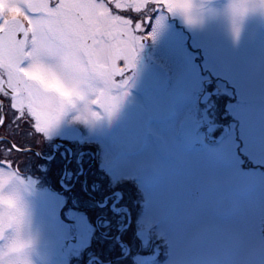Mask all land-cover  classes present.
Instances as JSON below:
<instances>
[{"label":"rangeland","instance_id":"rangeland-1","mask_svg":"<svg viewBox=\"0 0 264 264\" xmlns=\"http://www.w3.org/2000/svg\"><path fill=\"white\" fill-rule=\"evenodd\" d=\"M144 2L138 0L137 7ZM165 6L172 11L170 0ZM222 7H207L202 23L192 27V41L183 27L168 23L169 13H160L156 44L148 52L143 42L116 110L91 122L70 111L36 142L44 158L73 155L66 187L59 183L65 164L49 167L46 178L33 168L21 177L13 168L0 169L28 182L39 264H96L98 257L109 264L128 253V245L132 261L126 264H159L161 248L146 223L168 245L162 264H264V14L250 15L233 39L219 14ZM15 14L22 13L7 16ZM117 67L123 68L121 61ZM213 76L222 90L200 104L205 92H214L206 86ZM229 83L239 89L236 98ZM218 120L232 134L220 147L205 145L199 128ZM94 142L102 162L93 170ZM256 164L262 167L256 170ZM129 180H136L146 197L144 218L130 226L134 231L129 225L138 203L128 193ZM74 182V197L67 201L64 188L72 191ZM111 224L116 232L108 239L104 231ZM73 237H78L74 248L62 249Z\"/></svg>","mask_w":264,"mask_h":264},{"label":"snow or ice","instance_id":"snow-or-ice-1","mask_svg":"<svg viewBox=\"0 0 264 264\" xmlns=\"http://www.w3.org/2000/svg\"><path fill=\"white\" fill-rule=\"evenodd\" d=\"M137 2L0 0L7 5L0 12V151L7 154L0 169L18 170L19 157L42 143L68 112L91 122L116 110L137 53L154 39V21L168 0H147L139 8ZM9 11L22 16L6 18ZM48 77L75 88L76 95L65 99L46 88Z\"/></svg>","mask_w":264,"mask_h":264},{"label":"clouds","instance_id":"clouds-1","mask_svg":"<svg viewBox=\"0 0 264 264\" xmlns=\"http://www.w3.org/2000/svg\"><path fill=\"white\" fill-rule=\"evenodd\" d=\"M207 2L170 0L172 11L168 12L167 7H164V11L181 18L186 26L196 27L202 23L203 14L208 11ZM254 13L264 14V0H223L219 14L225 18L233 39H237L245 20ZM42 83L65 99L76 95L75 88L64 85L54 77H48ZM88 103H91L90 99ZM28 194L29 185L24 177L17 181L7 171L0 173V264H39Z\"/></svg>","mask_w":264,"mask_h":264},{"label":"trees","instance_id":"trees-1","mask_svg":"<svg viewBox=\"0 0 264 264\" xmlns=\"http://www.w3.org/2000/svg\"><path fill=\"white\" fill-rule=\"evenodd\" d=\"M33 148H38L37 145H36V143L33 144ZM0 158H1V156H0ZM3 158H6V157H3ZM11 158L12 159H16V155L15 154H12ZM31 159H34L36 161H31ZM19 162H20L19 170L21 172H28L26 170H28L29 168H31V169L33 168V170H31V171H34L35 172L34 174L37 177H40V178L45 177L46 178V176L49 174L48 173L49 172L48 171L49 170L48 169L49 167H50V169H52L53 167L54 168H61V166L66 163V159L64 160V158L62 156L59 157V155H58L52 161H45V160H41L36 154L29 153L27 156H20L19 157ZM30 165L32 167H29ZM89 174L90 175L92 174L91 175V178L92 179L93 178L95 179V176H96V173L95 172H93L91 170ZM74 191H76L75 188L72 191L67 192V198H68L67 201H69L71 198L74 197V194H75ZM130 191H132V189L131 188H128V193ZM68 204H69V202H68Z\"/></svg>","mask_w":264,"mask_h":264},{"label":"water","instance_id":"water-1","mask_svg":"<svg viewBox=\"0 0 264 264\" xmlns=\"http://www.w3.org/2000/svg\"><path fill=\"white\" fill-rule=\"evenodd\" d=\"M210 96H211L210 93H206V94L204 95L203 99H202V102H207V101L209 100ZM220 129L222 130V127H212V128H210V130L212 131L213 134H214V132H215V133L220 132ZM36 153H37L39 156H41L40 153H38V152H36ZM41 157H42V156H41ZM42 158H44V157H42ZM44 159H46V158H44ZM71 159H72V156H71L70 160L67 162V164L65 165V172H64V175L62 176L61 181H63V180L66 178V175H67V167H68V164H69V162L71 161ZM76 241H77V238L67 240L66 243H65V245L63 246L64 249H65L66 247H68L69 249L73 248V246H74V244L76 243Z\"/></svg>","mask_w":264,"mask_h":264},{"label":"flooded vegetation","instance_id":"flooded-vegetation-1","mask_svg":"<svg viewBox=\"0 0 264 264\" xmlns=\"http://www.w3.org/2000/svg\"><path fill=\"white\" fill-rule=\"evenodd\" d=\"M0 12H2V10H1V5H0ZM110 198H112V195L111 196H108V200H107V203L111 200ZM121 209H122V206H120V208L118 209V211H119V214H120V211H121ZM114 227H115V224H111V226L110 227H108V232H105L104 231V234H105V236L106 237H108V239H112V237H113V233H115L116 232V230H114ZM108 233H112V234H108ZM119 234H121V232L119 233ZM99 259H98V261L96 262V264H102V260H103V258H101V257H98ZM90 264V263H89Z\"/></svg>","mask_w":264,"mask_h":264},{"label":"bare ground","instance_id":"bare-ground-1","mask_svg":"<svg viewBox=\"0 0 264 264\" xmlns=\"http://www.w3.org/2000/svg\"><path fill=\"white\" fill-rule=\"evenodd\" d=\"M222 4H223V3H222ZM222 6H223V5H222ZM159 15H160V13L158 14V16H157V18H156L157 20H158ZM18 16H22V15H17V17H18ZM238 92H239V89H238ZM239 95H240V93H239ZM229 137H230V136H228L224 141H222L221 144H220L218 147L222 146L223 143H224ZM114 182H115V181H114ZM140 187H141V186H140ZM144 213H145V212H144ZM143 215H144V214H143ZM168 260H169V259H168Z\"/></svg>","mask_w":264,"mask_h":264}]
</instances>
